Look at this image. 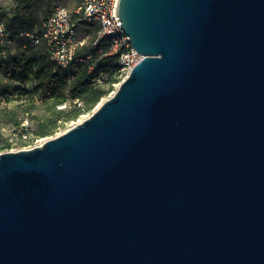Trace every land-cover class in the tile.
<instances>
[{"label":"water","instance_id":"95a60500","mask_svg":"<svg viewBox=\"0 0 264 264\" xmlns=\"http://www.w3.org/2000/svg\"><path fill=\"white\" fill-rule=\"evenodd\" d=\"M141 58L84 119L0 152V264H264V0H119Z\"/></svg>","mask_w":264,"mask_h":264},{"label":"trees","instance_id":"16d2710c","mask_svg":"<svg viewBox=\"0 0 264 264\" xmlns=\"http://www.w3.org/2000/svg\"><path fill=\"white\" fill-rule=\"evenodd\" d=\"M30 1L15 0L14 11L3 20L7 30L12 33L31 30L39 22H35L32 17ZM98 48L106 51L107 45L99 43L93 47L90 44L82 48L81 53L91 58L78 64L70 83L64 79L61 68L44 46L32 45L25 50L18 49L7 62L11 65L12 74L6 84L0 85L2 95L11 102L0 105V125L12 126L17 130L22 120L27 118L30 135L27 139L15 136L19 144L26 145L32 143L34 137L53 134L59 121L65 122L82 113L92 112L96 103L108 93L105 86L114 80V76H118L119 69L117 54L104 56L98 53ZM93 61L95 65L90 68ZM7 67H2V74L5 75ZM27 81L31 83L30 88L19 84ZM9 87H12V92L7 96L6 89ZM37 94L42 99L39 104ZM62 104L65 106L60 107ZM35 109L39 114L36 124L32 126L29 117ZM4 147H11V144L7 143Z\"/></svg>","mask_w":264,"mask_h":264},{"label":"built area","instance_id":"2783aa9c","mask_svg":"<svg viewBox=\"0 0 264 264\" xmlns=\"http://www.w3.org/2000/svg\"><path fill=\"white\" fill-rule=\"evenodd\" d=\"M59 0L53 1V6L48 16L41 19L31 30H21L12 33L7 30L3 21H0V85L6 84L11 73V65L7 62L13 58L18 49L25 50L29 46L42 45L49 52L62 70L64 79L70 83L73 72L78 69V64L91 58L90 55L81 53L86 45V37L78 34V24L82 22H95L98 25L95 38L91 45L97 47L99 43L107 45V50L98 48L101 55L117 54L118 74L122 79L129 73L131 68L142 57L130 44L129 35L126 34L118 19L117 5L119 0ZM81 29V28H80ZM8 66L7 71L2 74V67ZM95 65L92 62L90 68ZM19 83V82H18ZM21 84V83H19ZM7 96L12 92V87L6 89ZM0 90V105L11 102L6 101ZM62 104L60 107H64ZM29 121L24 118L20 128L15 130L8 125H0V152L12 150L11 147H4L7 143L12 144L15 136H22L27 139ZM22 129V130H21ZM40 143H29L23 148H30Z\"/></svg>","mask_w":264,"mask_h":264},{"label":"rangeland","instance_id":"374dc122","mask_svg":"<svg viewBox=\"0 0 264 264\" xmlns=\"http://www.w3.org/2000/svg\"><path fill=\"white\" fill-rule=\"evenodd\" d=\"M53 1L55 0H31L30 1V8H31V13H32V17L35 20V22L40 21L41 19H43L44 17L48 16L51 8L53 6ZM60 2H63L66 4V1L64 0H59ZM16 7V2L15 0H0V21H3L4 18H7L8 16H11V13L14 11ZM83 24L79 23L78 24V34L79 35H83L86 37V45H90L92 40L95 38L96 36V32L98 30V25L95 22H91V23H84ZM81 28V29H80ZM122 80V76H114V80H112L111 82L107 83L105 88L108 89V93L103 96L97 103L96 105L93 107V110L96 108V106L105 98H107L109 95L112 94V92L116 89V87L118 86L119 82ZM24 88H30L31 83L30 81L27 82H22L21 83ZM15 86H17V83H14ZM36 100H37V104L41 103L42 99L39 96V94H37L36 96ZM92 110V111H93ZM91 112H86V113H82L81 115L77 116L74 119H68L65 122L59 121V125L57 126L55 132L53 134L50 135H46V136H37L34 137L33 139V143H40V141L54 136L62 131H64L66 128H68L69 126H71L72 124L84 119L85 117H87ZM37 114H39V112H37V110H33L31 116L29 117L31 120V124L32 126H34L36 124L37 121ZM22 144H19V142L15 139V137L12 140V144H11V149L12 150H18L23 148Z\"/></svg>","mask_w":264,"mask_h":264}]
</instances>
